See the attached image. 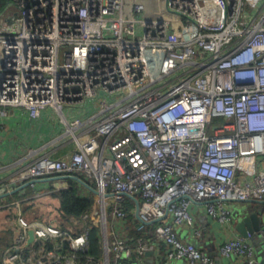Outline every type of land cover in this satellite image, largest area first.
I'll list each match as a JSON object with an SVG mask.
<instances>
[{
    "label": "built area",
    "instance_id": "built-area-1",
    "mask_svg": "<svg viewBox=\"0 0 264 264\" xmlns=\"http://www.w3.org/2000/svg\"><path fill=\"white\" fill-rule=\"evenodd\" d=\"M16 108L33 120L51 109L62 130L29 149L0 193L61 174L84 175L97 193L76 230L28 219L22 200L7 198L0 207L14 204L19 233L0 264H122L151 249L149 237L168 261L213 264L175 227L200 234L194 203L231 222L232 200L264 198V0L9 1L0 10V117ZM128 194L147 233L131 245L108 219L136 214ZM94 226L100 257L89 252ZM252 237L220 251L255 264Z\"/></svg>",
    "mask_w": 264,
    "mask_h": 264
},
{
    "label": "crops",
    "instance_id": "crops-1",
    "mask_svg": "<svg viewBox=\"0 0 264 264\" xmlns=\"http://www.w3.org/2000/svg\"><path fill=\"white\" fill-rule=\"evenodd\" d=\"M10 111L7 118L0 117V192L3 191V185L15 176L21 166L29 160V157H26L29 149L47 143L62 130V126L55 119V114L51 109L46 110L42 113V117L35 120L29 118L22 109L16 108ZM2 120L5 123L4 125L1 124ZM60 181L61 180H56L52 182H55V186L58 187L60 186L59 184L64 183L63 180ZM43 184V182L40 184L36 183V186H42ZM8 199L6 196L0 197V204ZM10 200L11 199H9V201ZM130 202L132 203V201ZM230 203H228V206ZM192 206L196 218L195 227L200 229V234L197 235L192 227L177 225L175 228L180 237L184 240L194 242L204 252L209 254L214 261L213 264H239L237 255H224L220 251L219 244L227 239L242 235L237 229L239 221L238 216H240V214L237 213V215H235L234 221L221 222L220 220L208 216L202 205L198 206L194 203ZM232 210L234 213L238 212L236 209ZM42 212L43 211H39V213ZM2 214L6 215L3 217ZM26 217L31 220L39 218L36 215L32 216L31 213H28ZM136 217V214H131L127 220L121 221L108 216L111 224L110 228L114 231L115 235L127 237L129 245L136 243L139 236H145V238H147V233L138 229ZM74 222L76 223V228L79 229L80 222L76 220V218H74ZM249 227H246V234L247 232H253L252 241L257 251V262L255 264H264V239L259 234V228L261 226H257L256 229L255 226L251 224ZM72 229L76 230L75 228ZM18 233L19 227L15 223L11 209L10 211L8 209L4 211L0 209V261L2 260L4 251L13 246L14 239ZM147 239L153 247L139 255L133 253L123 258L122 264L123 262L127 264H188L186 260H166L165 245L153 237ZM29 244L28 242V245ZM102 253L101 245V251L97 256H102Z\"/></svg>",
    "mask_w": 264,
    "mask_h": 264
},
{
    "label": "trees",
    "instance_id": "trees-1",
    "mask_svg": "<svg viewBox=\"0 0 264 264\" xmlns=\"http://www.w3.org/2000/svg\"><path fill=\"white\" fill-rule=\"evenodd\" d=\"M9 1H12V0H0V10ZM81 177L86 179V177L82 174H81ZM65 181L67 183V186L62 187V188L61 187L57 188L53 186L52 188L54 189L47 192L49 193L48 197L56 200L54 202V206L50 205V207H43L44 206L43 204H41V206L36 205L40 207L38 211H43L42 213L38 212V215L36 216L39 217L37 219L46 220V221H57L63 226L77 229L76 223L74 222V218H77L83 212L89 211L92 208L95 202L94 194L88 188L78 183L76 180L67 179ZM50 182L52 181L43 182L44 183L43 185H47ZM88 182L90 184H93V182L89 180ZM37 184H40V183H37ZM34 189L35 187L33 188V186L29 185L25 187L24 189L15 192L14 194H12V196L14 195L17 196L15 198H18L19 196L22 197V196H25V194H27L28 192L30 193L32 190L34 191ZM21 192H24V193H21ZM10 196L11 195H8L6 197L10 198ZM26 199L23 200L24 203L28 200L29 201L34 200L32 197L27 200ZM27 204L24 205V208L22 207L23 213L25 215L28 213V210H25V209H28ZM45 208L53 209L55 212L52 215L48 216L47 215L48 212L46 211ZM98 231H99V228L97 226H94L90 230V233H89V252L95 255H98L101 251V244H100V240L98 237Z\"/></svg>",
    "mask_w": 264,
    "mask_h": 264
},
{
    "label": "water",
    "instance_id": "water-1",
    "mask_svg": "<svg viewBox=\"0 0 264 264\" xmlns=\"http://www.w3.org/2000/svg\"><path fill=\"white\" fill-rule=\"evenodd\" d=\"M67 179L76 180L78 183H80L81 185L88 188L91 192L97 193L96 188L93 185H91L88 181H86L84 178H82L81 176H79L77 174H61V175L31 179L29 181H26V182L20 184V185H17L16 187H14L13 189H11L9 191H6V192L0 194V197L12 195L15 192L20 191V190L24 189L25 187L32 185V184H35V183H42V182L56 181V180H67ZM128 196L132 197L135 201L136 216L139 219L138 210H137L138 205H139L138 198L136 196H133L130 194H128ZM228 201H231V200H228ZM232 201L246 202V203L250 204L251 208H252V209H250L244 213H241L240 216H238L239 221H238L237 229L242 235H246V227L251 226V224L254 225L255 228L257 229V226H260V224L263 223L262 216L257 213V208H259L261 205L264 206V198H262V199L249 198V199H245V200L235 199ZM237 213L238 212H236L235 215H237ZM156 221H158V219L149 221V222H147V224H151V223H154ZM33 238H34V233L32 230H30L28 242L31 243Z\"/></svg>",
    "mask_w": 264,
    "mask_h": 264
},
{
    "label": "rangeland",
    "instance_id": "rangeland-1",
    "mask_svg": "<svg viewBox=\"0 0 264 264\" xmlns=\"http://www.w3.org/2000/svg\"><path fill=\"white\" fill-rule=\"evenodd\" d=\"M99 99H100V96H98L95 100L97 101ZM55 119L57 120L56 115H55ZM54 183L55 182H52V183L50 182L46 186H38V185L37 186H33V188L35 187L34 191L32 190L30 193L28 192L27 194H25V196H22V197L19 196L18 198H15L17 196H15V195L12 196L11 195L9 199L14 200V201L22 200L20 202V204H21V207H23V208H24V205L28 203L27 204L28 209H25V210H28V213H31L32 216L38 215V212H39L38 210H39L40 207L36 206V205H40L41 206V204H43L44 205L43 207H50V205L54 206V202L56 200L48 197L49 193H47V192H49V191L54 189V188H52L53 186L56 185ZM59 185H60L59 188L60 187L62 188V187L67 186V183H66V181H64V184H59ZM21 193H24V192H21ZM31 197L34 199L33 201H29L28 200V201H26L27 203L23 202L24 199H26V198L29 199ZM12 205H14V204H12ZM12 205H4V206L0 207V209H3V211L6 210V209H11V211L14 210L16 212V208L14 206H12ZM34 206H36V207H34ZM229 206H230L231 209H236V211H238L239 214L244 213V212L252 209L250 204H248L246 202H240V201H232L229 204ZM45 209L48 212V214H47L48 216L52 215L55 212L53 209H50V208H45ZM28 213L26 215H28ZM257 213L262 216V221L264 223V206L261 205L259 208H257ZM2 215L4 217V215H6V214H2ZM123 264H127V263L123 262Z\"/></svg>",
    "mask_w": 264,
    "mask_h": 264
}]
</instances>
